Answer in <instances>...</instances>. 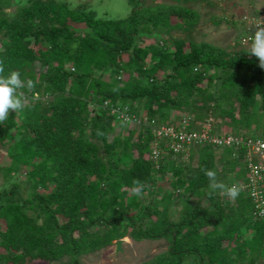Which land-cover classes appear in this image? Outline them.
Masks as SVG:
<instances>
[{
    "label": "trees",
    "instance_id": "16d2710c",
    "mask_svg": "<svg viewBox=\"0 0 264 264\" xmlns=\"http://www.w3.org/2000/svg\"><path fill=\"white\" fill-rule=\"evenodd\" d=\"M127 1L130 14L114 20L59 0L17 2L10 14L15 0H0V75L24 82L23 109L0 122V144L9 143L0 171L27 174L0 191V264H82L125 238L168 243L140 264H264V217L249 196L232 200L205 175L246 182L244 147H195L185 160L162 141L156 169L151 128L103 109L125 106L175 128L189 117V131L211 117L214 134L263 139L264 69L235 49L257 24L222 47L195 39L207 15L232 22L212 13L217 2Z\"/></svg>",
    "mask_w": 264,
    "mask_h": 264
},
{
    "label": "rangeland",
    "instance_id": "374dc122",
    "mask_svg": "<svg viewBox=\"0 0 264 264\" xmlns=\"http://www.w3.org/2000/svg\"><path fill=\"white\" fill-rule=\"evenodd\" d=\"M67 3L71 8H78L84 6L87 10H93L101 18L106 19H123L126 18L131 12V6L127 0H59ZM219 4L218 8L213 9L212 13L217 19H229L232 22L226 23L221 22L216 24L211 21V17L203 18V21L198 26L195 32V39L197 41H208L217 44L222 47L233 45L241 41L249 35L246 29L253 27V23H261L264 25V0H238L236 5L233 3L225 4L222 0H212ZM17 2L19 4H25L27 0H15L16 5L6 9L7 13H14L17 8ZM206 10H202V12ZM260 13L259 17L254 14ZM250 18V20H245ZM247 21L244 23L243 21ZM255 20H257L255 22ZM34 44V42H33ZM249 44L239 46L237 49L247 48ZM118 131V130H117ZM116 131V132H117ZM8 144H0V167L4 166L6 154L8 150ZM196 151V150H195ZM27 179L25 171L15 172L12 175V179L6 180L3 172L0 171V191L11 188L13 183L24 185ZM172 181L171 172H167L165 180L160 185L166 190L168 185ZM172 219L176 220L179 216L177 208L171 211ZM115 243L112 246L103 249L99 252L82 256L80 262L82 264H140L144 261L149 260L155 255L160 254L168 249V243L164 241H142L134 242L128 238L124 239L122 245V253L115 252ZM66 259L62 260V262ZM51 264H60V262H53ZM184 264H189L185 262Z\"/></svg>",
    "mask_w": 264,
    "mask_h": 264
},
{
    "label": "built area",
    "instance_id": "2783aa9c",
    "mask_svg": "<svg viewBox=\"0 0 264 264\" xmlns=\"http://www.w3.org/2000/svg\"><path fill=\"white\" fill-rule=\"evenodd\" d=\"M245 43L247 42L244 41ZM103 109L133 127L151 128L157 138L152 152L156 169L160 167L159 160L164 153L160 148L162 141L166 142L167 153H171L175 158L181 156L185 160L195 147L206 145H212L217 149L244 147L243 162L247 172V181L236 186L240 192L252 199L256 214L264 217V138L251 139L223 132L214 134L212 130L216 126V121L211 117L205 120L199 130L189 131L188 128L192 121L189 117H185L181 121L180 127L175 128L158 125L155 120H149L146 116H137L125 106H110L108 103H104Z\"/></svg>",
    "mask_w": 264,
    "mask_h": 264
},
{
    "label": "clouds",
    "instance_id": "9594fccd",
    "mask_svg": "<svg viewBox=\"0 0 264 264\" xmlns=\"http://www.w3.org/2000/svg\"><path fill=\"white\" fill-rule=\"evenodd\" d=\"M254 33L248 38L250 40L248 55L254 56L259 62V67L264 69V26L257 23ZM0 72L3 68L0 67ZM24 82L20 79V74L12 71L7 75H0V122H3L9 117V112L21 111L24 107L23 100L18 90L23 86ZM31 88V82H27ZM205 175L209 178L210 186L215 190L219 187L223 194L230 199H235L239 194V188L233 184L228 187L225 185H217L215 183V173L211 170H206Z\"/></svg>",
    "mask_w": 264,
    "mask_h": 264
},
{
    "label": "water",
    "instance_id": "95a60500",
    "mask_svg": "<svg viewBox=\"0 0 264 264\" xmlns=\"http://www.w3.org/2000/svg\"><path fill=\"white\" fill-rule=\"evenodd\" d=\"M123 243H124V239L116 241V243H115V249H116L115 252L116 253H122L123 252L122 251Z\"/></svg>",
    "mask_w": 264,
    "mask_h": 264
}]
</instances>
